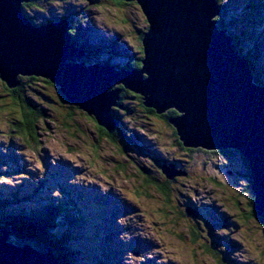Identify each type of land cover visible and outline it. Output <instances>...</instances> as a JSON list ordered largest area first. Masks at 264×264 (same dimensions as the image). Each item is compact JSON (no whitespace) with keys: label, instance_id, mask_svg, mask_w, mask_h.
<instances>
[{"label":"rangeland","instance_id":"1","mask_svg":"<svg viewBox=\"0 0 264 264\" xmlns=\"http://www.w3.org/2000/svg\"><path fill=\"white\" fill-rule=\"evenodd\" d=\"M117 1L30 0L26 18L34 26L67 20L76 46L100 51L92 54L96 64L130 70L149 24L136 2ZM254 1L221 0L216 20L236 37L243 54L252 55L264 79V0ZM251 4L258 9H249ZM22 82L31 105L43 112L34 118L39 141L34 148L13 129L24 106L10 92L15 88L0 80V193L17 190L19 207L28 197V207L63 203L81 214L83 223L72 236L76 264H264V223L246 215L245 181L228 175V164L243 173L239 162L187 152L167 112L147 114L133 93H120L119 106L110 107L118 121L114 143L92 116L63 101L57 86ZM113 87L118 86L107 92ZM155 156L173 161L163 165L164 174L156 171ZM173 159L190 175L177 174L182 171L176 173ZM153 175L160 182L180 176L168 183L166 197L157 192Z\"/></svg>","mask_w":264,"mask_h":264},{"label":"water","instance_id":"2","mask_svg":"<svg viewBox=\"0 0 264 264\" xmlns=\"http://www.w3.org/2000/svg\"><path fill=\"white\" fill-rule=\"evenodd\" d=\"M29 0H0V79L37 77L108 131L116 127L110 107L122 88L170 119L186 147L235 149L249 163L251 210L264 223V85L254 82L249 60L239 54L227 28L219 29L217 0H124L136 2L149 24L139 69L86 64L88 53L72 42L67 20L34 26L20 12ZM64 97V98H63ZM181 172L180 175H185ZM254 218V217H253ZM0 236V264H58L51 251L9 243Z\"/></svg>","mask_w":264,"mask_h":264},{"label":"trees","instance_id":"3","mask_svg":"<svg viewBox=\"0 0 264 264\" xmlns=\"http://www.w3.org/2000/svg\"><path fill=\"white\" fill-rule=\"evenodd\" d=\"M111 1H113L114 4L119 3L117 0H111ZM217 2L219 6H221L220 4L221 0H217ZM29 5L33 6L34 4H30V3L22 4V6L25 8H28ZM221 8H223V6ZM249 9L257 10L258 4L249 5ZM218 27L219 29H225L223 25H220V21L218 22ZM142 35L144 37L145 34L143 33ZM228 35L234 39V44L236 45V48L238 49L239 54H241L243 57L249 60L250 66L252 68L251 70H253L252 73L254 76V82L257 84L259 83L264 84V79L262 78V75L256 71L257 67L254 64V58L252 57V55L243 54L241 48L239 47V43L237 42L236 37L233 34L231 35L228 33ZM260 39H261L260 41L263 43L264 39L263 38H260ZM141 41H142V38H141ZM72 42L76 45V39H72ZM79 48H81L82 50L84 49L80 45H79ZM139 51H140L139 55L133 59V61L130 63L129 66H127V68L139 69L142 67L141 60H143L144 54H145L143 47L139 48ZM85 52L88 53L89 55H92V54L94 55L98 53V52L96 53L89 52V51H86V49H85ZM93 55L90 57H93ZM83 60L89 63V65L91 64L88 58H84ZM119 68L122 69V67H119ZM24 79L26 80L30 79L31 81L43 82L51 86H53V84H51L47 80L37 78V77H25L24 78V76H20L18 78L19 85L15 89H10V92H12V95L17 100L16 103H18L19 105L22 104L24 106L23 108L21 106V109H22L21 117L23 119L21 120L19 119V121H17L15 125L13 126V129L15 130L16 128L17 131H19V133L22 134L23 137L27 140V142L30 145L33 144V147L35 148L38 145L37 143L39 140L37 136V125H36L37 120L34 118H37L35 115L42 116L43 112L42 110L38 111L39 109L36 110L37 107L32 106L30 103V99L26 97L24 93V86L22 84L23 83L22 81H24ZM7 87L8 85H6V88ZM116 88H119V89L122 88V92L120 94L122 98H126V95H128L129 93H133L123 88L122 85H119V87H113L112 90ZM133 96L140 100L141 102L140 105L147 114L158 115L155 110L146 108L144 106L143 98L140 95L133 93ZM63 101H66V99H64ZM25 109H27V112L24 111ZM178 116H179L178 112L173 109L172 110L170 109L167 111V118L169 122H170V119L177 118ZM93 118L95 119V117ZM95 121L97 123V129L100 132L104 131L102 129L104 128L110 134V135H105L103 137L107 138L108 141H112L116 143L117 142L116 130L114 129L113 131H108L105 127L100 126L96 119ZM172 130L176 136L175 138L179 140L178 145L183 147V144L180 142L176 129L172 128ZM189 150L191 151V153L194 152L193 150H200L201 152H209L205 149H199V148H195V149L189 148ZM156 158L158 161L162 162L161 158H159L158 156H156ZM245 163L247 164V168L249 170V177H250L249 163L247 162L246 159H245ZM160 169L162 171L163 166ZM250 184H251V179L249 178V193L252 196L250 197L251 198L250 205H252L254 196L252 194ZM158 189L157 190L160 194H164L167 197L168 190L166 191L163 185H161L160 188ZM15 194L16 193L0 195V236L2 235L3 231H8L10 233L9 239H8L9 243H13L17 246L30 245L34 249L40 252H43V253H46L47 251H51L53 256L56 258L58 264H76L77 263L76 259L78 258L77 257L78 251L76 249L77 246H75L73 242L74 239L72 236H73V231L75 230V228L80 223H83L81 220V214L70 211L69 207H65L63 203H57L56 205L46 204L45 205L46 207L28 208V206L24 205V203L28 201H23V206L19 207L18 203L22 201L17 199ZM249 217L257 218L253 210H252L251 215H249Z\"/></svg>","mask_w":264,"mask_h":264},{"label":"flooded vegetation","instance_id":"4","mask_svg":"<svg viewBox=\"0 0 264 264\" xmlns=\"http://www.w3.org/2000/svg\"><path fill=\"white\" fill-rule=\"evenodd\" d=\"M31 1H33V0H31ZM120 2V1H119ZM30 4H32L31 2H30ZM30 8V7H29ZM24 9H26L25 7H24ZM29 15V14H28ZM30 16V15H29ZM29 19H30V17H29ZM31 20V19H30ZM35 21H36V19H35ZM55 21H50V22H47V23H39V21L37 22L38 23V26H44V25H47V24H51V23H54ZM57 22V21H56ZM71 25V30H70V34H71V36L72 37H75V30H74V26L72 25V24H70ZM38 111H41V110H38ZM174 136H175V134H174ZM176 137V136H175ZM176 141L178 142L179 140H177V138H176ZM194 152H195V150H193ZM197 152H199L200 150H196ZM187 152H190V150H188ZM200 153H202V154H204V155H207V156H213V155H221V156H223V157H227V158H230V159H232V160H236L237 162H239V166H241V168H242V170H243V173L241 174V173H239L236 169H235V165H229L228 164V169H231L230 171H228V175L232 178V179H234V180H242V182H244L245 181V185H243L242 186V188H243V190L246 192H248V194H250L249 193V170H248V168H247V164L245 163V158L242 156V155H240L239 153H237L236 151H231V150H222V151H209V152H201L200 151ZM153 160H154V163H155V167H156V171H158L160 174H162L163 172V170H164V167H163V170L161 171V167L163 166V165H167V164H170V162L172 163L173 161H169V159H167V158H161V160H162V162H160V161H158L157 160V158H156V156L155 157H153ZM174 160V162H176L177 160L176 159H173ZM179 162V163H178ZM176 165H178V170L179 171H182V172H185L186 174H187V176H189L190 174H189V172L188 171H185V169H184V167H185V165L184 164H182V162H180V161H177V163H176ZM173 166V165H172ZM230 166H232V167H230ZM222 168L223 167H225L224 166V164L221 166ZM178 170L176 171V173L178 172ZM219 172H221V170H219ZM164 174V173H163ZM225 175H227V173H225ZM177 176H180V175H176L174 178L175 179H172V180H168V181H170V182H168L167 180L166 181H164V180H162L161 182L159 181L161 178H159V180L155 177V175H153V177L154 178H152V177H150V179L152 180V182H153V184H154V186H155V188L156 189H158V188H160V186L161 185H163V187H165V189H166V191L168 190V192H167V194L169 193V188H168V183H171V181H173V182H176L177 181V179H176V177ZM244 180V181H243ZM217 183V182H216ZM218 184V183H217ZM159 190V189H158ZM158 192V191H157ZM159 193V192H158ZM160 194V193H159ZM161 196H164V194H160ZM250 197H252L251 196V194H250ZM248 200L249 201H246V205L249 207V212L246 214V215H251V213H252V210H251V207H250V202H251V198L249 199V196H248ZM194 217V216H193ZM196 219H198V217H196Z\"/></svg>","mask_w":264,"mask_h":264},{"label":"bare ground","instance_id":"5","mask_svg":"<svg viewBox=\"0 0 264 264\" xmlns=\"http://www.w3.org/2000/svg\"><path fill=\"white\" fill-rule=\"evenodd\" d=\"M30 1V0H29ZM93 2H91L90 4H92ZM20 12H21V14L23 15V17L25 16L26 17V15H27V12H26V10L24 9V7L22 6V3L20 4ZM24 17V18H25ZM26 19V18H25ZM27 20V19H26ZM249 66H250V63H249ZM252 68H251V66H250V70H251ZM251 71H253V70H251ZM25 77V76H24ZM260 84V83H259ZM261 85H264V84H261ZM172 110V109H171ZM173 110H175V109H173ZM176 111V110H175ZM178 114H180V113H178ZM174 126V125H173ZM174 128H175V126H174ZM176 129V128H175ZM176 132H177V129H176ZM178 134V133H177ZM179 136V135H178ZM180 138V137H179ZM180 142L183 144V142L180 140ZM183 147L184 148H193V147H186V146H184L183 145ZM196 148H199V149H205V148H203V147H201V146H199V147H196ZM186 149V150H187ZM193 149H195V148H193ZM205 150H207V151H211V150H208V149H205ZM204 150V151H205ZM222 150H224V149H222ZM222 150H217V151H222ZM231 151H236L235 149H231ZM178 170V169H177ZM177 174H181V172H178Z\"/></svg>","mask_w":264,"mask_h":264},{"label":"clouds","instance_id":"6","mask_svg":"<svg viewBox=\"0 0 264 264\" xmlns=\"http://www.w3.org/2000/svg\"><path fill=\"white\" fill-rule=\"evenodd\" d=\"M25 3H29V1L28 2H24V3H22V4H25ZM59 21H61V20H59ZM59 21H57V22H59ZM38 26V25H37ZM71 30V29H70ZM70 30H69V33H70ZM70 36H71V34H70ZM71 38H72V36H71ZM84 51V50H83ZM89 52H91V51H89ZM96 52H100L99 50H97ZM95 51H93V53H96ZM89 60H90V63L91 64H96V63H94L93 62V59H92V57H89L88 58ZM85 62V61H84ZM86 64H89V63H87V62H85ZM100 63H103V62H100ZM116 68H119V67H121V66H119V65H117V66H115ZM122 68H125V67H122ZM121 69V68H120ZM113 114H114V112H113ZM116 114H114V118L116 119V116H115ZM116 124H117V122H116ZM251 185V184H250Z\"/></svg>","mask_w":264,"mask_h":264}]
</instances>
